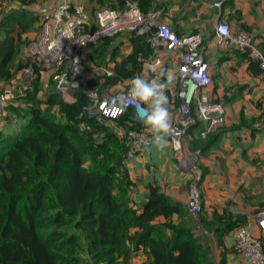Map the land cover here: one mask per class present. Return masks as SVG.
Masks as SVG:
<instances>
[{
	"label": "trees",
	"instance_id": "trees-1",
	"mask_svg": "<svg viewBox=\"0 0 264 264\" xmlns=\"http://www.w3.org/2000/svg\"><path fill=\"white\" fill-rule=\"evenodd\" d=\"M6 1L8 9L0 8V92L28 66V56L21 59L23 49L30 46L31 35L38 33L42 25L41 0ZM75 1L84 4L83 0ZM89 4L91 16L99 9L125 12L129 4H137L147 15L156 9L157 0H89ZM224 7L229 8V15L240 29L251 35L233 1ZM124 35L130 46L127 54H122L123 43L113 46ZM255 39L264 53V39ZM208 44L209 39H203L207 61ZM88 51L91 66L113 70L109 77L97 75L88 80L87 90L98 89L105 96L116 87L132 85L135 78L141 79L147 65L157 57L149 37L137 30L105 38ZM233 52L238 67L245 62L251 78L264 80V70L250 52ZM226 58L222 56L214 64L216 72L209 86L213 102L225 108L252 91L250 85L235 84L219 93ZM32 85L16 98L19 106L14 129L4 130L3 124L0 128V264H211L213 251L203 240L207 236L194 235L185 204L167 195L162 186L149 183L138 205L132 196L137 182L130 176L128 147L110 127L88 117L89 98L80 93L74 103H68L51 86L43 100H38L36 93L42 91L40 75ZM261 96L254 102L255 116L248 118L246 108L241 107L238 122L229 128L225 124L206 138L200 137V123L188 130L192 138L189 151L199 156L200 190L211 173L202 159L222 149L220 140L225 133L247 130L252 142L264 135ZM56 108L61 121L53 117ZM7 121L10 124L13 119ZM128 121L127 114L120 124ZM249 156L242 151L243 159L259 163ZM238 192L251 212L226 207L209 214L201 191V224L218 251L217 264H230L232 255L234 264H247L228 244H232L236 231L247 225L250 213L255 215L264 209V202L257 201L247 186L240 185ZM261 240L264 243V236Z\"/></svg>",
	"mask_w": 264,
	"mask_h": 264
},
{
	"label": "built area",
	"instance_id": "built-area-1",
	"mask_svg": "<svg viewBox=\"0 0 264 264\" xmlns=\"http://www.w3.org/2000/svg\"><path fill=\"white\" fill-rule=\"evenodd\" d=\"M39 16L42 25L38 37L34 38L27 49L29 64L20 75L30 82L38 78L45 88L54 87L66 102L74 103L82 93L91 103L88 117L96 119L123 140L128 147L127 159L131 160L143 153L153 142L155 133L147 128L145 120L152 112V101L140 100L132 95L133 84L128 87H116L111 95H101L98 89L87 90L88 80L97 75L111 76V68L91 66L88 74L84 70V56L87 50L99 45L105 38L138 31L147 35L157 55L147 65L141 79L153 86L163 85L167 97L165 107L172 113L171 130L166 138L183 169L189 173L191 167L188 130L200 123V137L206 138L217 131L227 121V109L214 103L209 86L212 84L211 64L203 53V36L200 33L180 35L162 25L161 11L152 10L145 15L137 4H129L125 12L99 9L91 16L85 5L75 0H41ZM233 0H214L213 7L222 11ZM171 16L172 11L166 13ZM216 37L221 47L232 51H248L252 59L264 70V53L258 47L254 36L246 32L234 33L230 25L219 20L216 25ZM175 66L171 68L166 60L171 59ZM42 75V76H41ZM27 77V78H26ZM104 80V79H103ZM12 92L6 88L0 92V128L2 118L10 109ZM130 115V121L120 124V120ZM15 117V115L13 116ZM139 124L142 128L135 125ZM129 126H133L130 129ZM192 154V153H191ZM197 159V154H192ZM198 161V160H197ZM188 167V168H187ZM194 172V171H193ZM197 179L190 182L188 189L187 210L193 220V233L204 238L209 234L201 224V190ZM233 210L232 207H230ZM264 209L257 214H249L245 227L236 231L232 240L237 257L247 264H264ZM232 258V257H231ZM233 260V259H232Z\"/></svg>",
	"mask_w": 264,
	"mask_h": 264
},
{
	"label": "crops",
	"instance_id": "crops-1",
	"mask_svg": "<svg viewBox=\"0 0 264 264\" xmlns=\"http://www.w3.org/2000/svg\"><path fill=\"white\" fill-rule=\"evenodd\" d=\"M168 1L172 2L173 0ZM175 1L182 4L180 9L178 7L172 8L175 9L174 15H177L180 11L178 20L170 19L171 16L166 15L169 11L173 12L172 9H169L166 0H157L158 4L160 2L163 3V5L158 6V10L163 13L162 25L169 27L180 35L194 33V31L198 30L204 39H209L206 56L211 64V75L215 74L214 64L219 61L220 57L222 58L225 55L228 57L221 67L222 78L219 80V93L221 94L223 90L235 84L252 86L249 88L252 91L248 95V91H243L245 96L242 99L235 105L226 107L227 123L225 127L229 128L233 123L238 122L241 107L246 108L248 118L255 116L254 102L259 99L258 96L260 94L264 95V80L251 78V74L247 71V63L242 62L238 67L239 61L234 57V52L222 49L216 37V25L219 20L226 21L234 33L242 31L236 21L229 15V8L224 7L222 11H218L213 7L214 0ZM233 3L234 8L242 13L243 23H246L247 28L251 29V35L257 38L258 41L264 39V0H233ZM186 6H190V9H186ZM86 8L91 12V8ZM168 61L170 59L166 60V62ZM231 67L238 68L237 70H232ZM169 118L171 121L172 115L170 113ZM262 135H258L256 140L252 142L247 130L225 133L220 140L222 149L213 151L209 158L202 159V163L211 171L201 188L202 193H204L205 208L209 214L214 210L221 212L224 208L231 207L227 198L232 184L237 185L239 181L242 183L246 182L245 178L238 176L239 171H242L244 169L243 166L246 165L242 158V151L246 150L249 153L252 149L264 147V142L259 144ZM194 137L199 138L198 134H195ZM189 139L192 140L190 137ZM166 140L167 143L162 149L158 148L153 142L138 157L127 161L130 176L137 182V187L132 192V196L138 205L144 200V196L147 193L145 186L149 183L162 186L163 191L167 195L185 205L187 203L191 178L176 158L171 143L167 138ZM253 144L260 146L252 147ZM223 154L225 155L223 156ZM214 158L218 159L217 162L221 168L215 165ZM221 160H224V163ZM244 205L247 208L249 207L245 203ZM228 246L230 247V244ZM230 264H234L231 257Z\"/></svg>",
	"mask_w": 264,
	"mask_h": 264
},
{
	"label": "rangeland",
	"instance_id": "rangeland-1",
	"mask_svg": "<svg viewBox=\"0 0 264 264\" xmlns=\"http://www.w3.org/2000/svg\"><path fill=\"white\" fill-rule=\"evenodd\" d=\"M174 1L175 0H173L172 2H169L168 0H166V3L169 5V9H172L174 7H178V9H180L182 4L179 3V2H176V1L174 2ZM83 2H84L86 7H88L89 9L91 8V5L89 4V0H83ZM159 5L160 6L163 5V3L162 2H160V4L157 3L155 8L158 9ZM0 8H1V10L8 9V3H7L6 0H0ZM186 9H190V6H186ZM172 10H173V12H172V15H171L170 19L178 20V18H179L178 16H179L180 11L177 13V15L176 14L174 15L175 9H172ZM35 11L36 12L38 11L37 7L35 8ZM88 12H90V10ZM39 33H40V30H39L38 33L31 35V40H33L34 38L38 37ZM125 36L126 35L120 36L119 39L117 38L116 42L113 45V46H116V45H118L120 43H123L122 54H127L130 51V46H129V44L126 41ZM27 49H28V46L24 47L23 52H22L24 57H22L21 59H26L27 58V54H28L27 53ZM89 55H90V51H88L85 54V56H84V65H83L85 73L87 75H88L89 70L91 69L90 59L88 58ZM171 62H172V59H171ZM170 66H171V68H173L175 66V63L172 62ZM40 82H41L40 86L42 87V91L36 93V95H37L36 98L38 100H43V97L48 94V91L52 90L53 86H52V88L50 86L47 89V88L44 87V84H43V82L41 80H40ZM31 83L32 82H30V79L27 78V80H26L25 78H23L22 75H19L18 78L10 86L7 87V88H9V90H11L12 95H11V99H10L11 106H10V109L8 110V112H7V116L2 118V123H3L2 126H3L4 130H13L14 129V127L16 125V123L14 122V118H15V120L17 118L16 108L19 106L18 105L19 101H17L16 98H18V96H21V95L24 94V88H26L27 85L32 88L33 85L30 86ZM118 89H120V88H118ZM261 95L262 94H260L258 96V98H260ZM52 114H53V117L56 119V121H61V119H60V117L58 115V109L57 108L55 109V111H53ZM14 115H16V117H13ZM9 118L11 120L13 119V121L10 122V124H8V121H7V119H9ZM263 142H264V136L259 141V144H261V143L263 144ZM256 144H253L252 147L260 146V145H256ZM237 146H239V145H237ZM249 153H250V158L251 157L252 158H257L259 160V163L253 164L252 161L243 159V161L246 162V165L243 166L244 169L242 171H239V175L238 176L240 178H245L246 182L242 183V182L239 181L237 185L232 184V188L230 190V193H228V198H227L228 204L233 208V211H235V212L241 211V210L243 212H251V210H252L251 207L247 208L244 205L245 202H244V200L242 198V195L238 192L240 185H245L248 188H250V191H251L252 195L255 196L256 200L260 201V202H264V147L263 148L259 147V148H256V149H252V151H250ZM186 154L188 156H190L191 158H193L191 160V167L189 168V169H193L194 167H196L198 159H197V157L192 155L190 151L189 152L187 151ZM224 155L225 154H223V156ZM226 157H227V155H226ZM217 160H218L217 158H214V161L216 162L215 165L217 167L218 166L220 167V165L217 162ZM191 172H192L191 173L192 179L190 180V182L194 181L195 179L198 180L199 176H200V172H197L195 168ZM190 182H189V185H190ZM138 199L141 200L140 198H138ZM203 240L207 243V245L213 251V255L211 257V259H212L211 264H217L218 251L214 249L213 239H211L210 235H208ZM231 257H234V256L232 255Z\"/></svg>",
	"mask_w": 264,
	"mask_h": 264
},
{
	"label": "clouds",
	"instance_id": "clouds-1",
	"mask_svg": "<svg viewBox=\"0 0 264 264\" xmlns=\"http://www.w3.org/2000/svg\"><path fill=\"white\" fill-rule=\"evenodd\" d=\"M153 10L159 11L158 9ZM89 13L91 14V12ZM132 95L145 102L152 101V112L147 116L145 123L156 134L154 137L155 145L162 149L167 143L166 136L172 127L168 109L165 107L167 97L164 95L163 85L153 86L140 78H135L133 80Z\"/></svg>",
	"mask_w": 264,
	"mask_h": 264
}]
</instances>
